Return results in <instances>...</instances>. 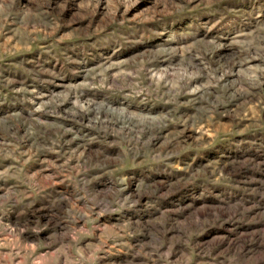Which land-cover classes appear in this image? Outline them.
I'll list each match as a JSON object with an SVG mask.
<instances>
[{"label":"rangeland","instance_id":"1","mask_svg":"<svg viewBox=\"0 0 264 264\" xmlns=\"http://www.w3.org/2000/svg\"><path fill=\"white\" fill-rule=\"evenodd\" d=\"M0 264H264V0H0Z\"/></svg>","mask_w":264,"mask_h":264}]
</instances>
